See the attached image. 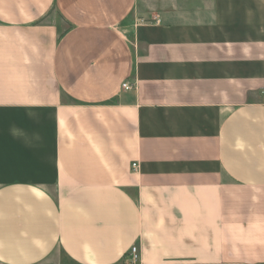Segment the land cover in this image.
<instances>
[{
  "label": "crops",
  "instance_id": "crops-1",
  "mask_svg": "<svg viewBox=\"0 0 264 264\" xmlns=\"http://www.w3.org/2000/svg\"><path fill=\"white\" fill-rule=\"evenodd\" d=\"M52 160L0 264H264V0H0V167Z\"/></svg>",
  "mask_w": 264,
  "mask_h": 264
},
{
  "label": "rangeland",
  "instance_id": "rangeland-1",
  "mask_svg": "<svg viewBox=\"0 0 264 264\" xmlns=\"http://www.w3.org/2000/svg\"><path fill=\"white\" fill-rule=\"evenodd\" d=\"M53 179H54L53 160L47 164V167L45 169H41V170L14 168V167H0V182L10 181V180H34L40 182H50ZM136 262H133V264Z\"/></svg>",
  "mask_w": 264,
  "mask_h": 264
},
{
  "label": "built area",
  "instance_id": "built-area-1",
  "mask_svg": "<svg viewBox=\"0 0 264 264\" xmlns=\"http://www.w3.org/2000/svg\"><path fill=\"white\" fill-rule=\"evenodd\" d=\"M122 87L124 89H129L132 87V85H130V83L128 82H125L122 84ZM136 164H133V166H135ZM139 260V249L137 247V245H134L131 247L130 249V261L133 263V262H136Z\"/></svg>",
  "mask_w": 264,
  "mask_h": 264
}]
</instances>
